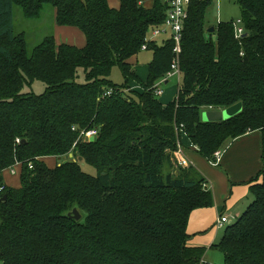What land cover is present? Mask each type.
Here are the masks:
<instances>
[{"label":"trees","instance_id":"obj_1","mask_svg":"<svg viewBox=\"0 0 264 264\" xmlns=\"http://www.w3.org/2000/svg\"><path fill=\"white\" fill-rule=\"evenodd\" d=\"M0 0V260L4 264H200L205 251L188 244L191 212L214 203L198 168L176 167L182 130L207 160L250 131L262 133L264 160V0H236L234 20L206 24L211 0H191L184 23L182 83L167 104L154 84L171 69L174 41L148 42L154 57L144 81L131 64L145 38L166 19L165 0ZM45 4L61 26L79 28L82 47L45 37L29 56L14 31V8L31 18ZM121 67L125 86L110 76ZM80 70L83 79L80 81ZM141 89L127 92L129 79ZM34 80L43 93L23 92ZM110 95H104L107 90ZM241 102L222 121L202 110ZM74 127V129H73ZM96 129L93 141L81 131ZM18 139L20 141H18ZM73 153L66 163L46 157ZM79 157H82L79 160ZM86 163L96 174L85 171ZM14 166L20 186H8ZM254 200L213 246L224 264H264V167ZM258 178V177H257ZM77 207L83 217L67 215Z\"/></svg>","mask_w":264,"mask_h":264},{"label":"crops","instance_id":"obj_2","mask_svg":"<svg viewBox=\"0 0 264 264\" xmlns=\"http://www.w3.org/2000/svg\"><path fill=\"white\" fill-rule=\"evenodd\" d=\"M142 1L146 5L151 4L147 3L148 0ZM109 4L115 8H118L119 6H115L110 1ZM57 25L58 30L62 35L73 36L75 34V36H80L81 34L79 32L81 30L77 27L61 26L58 23ZM56 41L57 43L63 42L58 39H56ZM67 43L73 44L71 42ZM85 43L86 38L84 44ZM82 46L84 45H81L80 47ZM135 57L137 56H134L133 58ZM133 58L131 59V64H133ZM134 69L142 79L143 77L144 79L147 77L148 71L146 74L142 75L140 74L138 67H135ZM168 82L169 80L165 83ZM127 92L130 93L132 91ZM172 100V98H165L164 102L162 100L161 102L167 104ZM182 142L183 144H186L188 157L192 160L193 165L196 166L199 172L206 178L207 184L214 195V203L212 206L196 208L190 214L187 232L189 235L193 234V236H197V234H202V232H208V230H211L221 214H225L232 219L233 217L240 216L249 205V201L245 200L252 198L251 195L253 193L251 191V186L261 180L258 175L264 167L262 133L258 130L250 131L245 135L231 140L227 143L226 148H222L224 152L220 162L217 165H212L209 162L210 166L204 162L202 156L197 149L192 146L193 144H191V141L187 136L182 137ZM52 159L58 162V159L55 157L45 158L47 162ZM4 181L8 186H20L18 173H13L10 169H7L4 172ZM204 237L205 236H203V238ZM198 238L201 237H199V235L197 237H189L188 244L193 247H199L197 245L206 243L207 247L209 244L212 243L211 246H213L217 242L216 240L213 242V235L206 236L203 241H198L200 240Z\"/></svg>","mask_w":264,"mask_h":264},{"label":"rangeland","instance_id":"obj_3","mask_svg":"<svg viewBox=\"0 0 264 264\" xmlns=\"http://www.w3.org/2000/svg\"><path fill=\"white\" fill-rule=\"evenodd\" d=\"M112 4L115 6H120V1L119 0H109ZM153 0H148L147 3H152ZM118 6V7H119ZM243 11L242 7L236 0H211L207 12H206V24L208 26H213L216 25L218 22L223 21V22H228V21H236L237 19H242ZM14 31L16 35L23 34L25 37L26 41V47H27V53L30 56L34 50V48L47 36H54L56 39L59 41L63 42H71L74 45L80 47L81 45H85V38L84 35L81 31H79L81 34L80 36H73L70 35H65L58 30V25L56 22V8L51 5V4H45L44 7L41 10V13L38 17L31 18L27 16L23 10L22 7L20 6H15L14 8ZM170 38V32L166 34H160L155 37V41L158 44H162L166 42ZM154 57L153 51L146 50V51H141L137 57L133 58V67H138L140 74H146L148 71V64L152 62ZM83 70H80V81L83 79ZM111 80L117 84L118 86H125L126 80L124 78V75L122 73L121 67L119 65H115L112 69ZM143 80L146 81V78ZM182 83V82H181ZM129 88L127 91H132V90H140L141 86L138 84L135 80L129 79L128 82ZM180 84L178 82V77L177 76H172L169 79L168 83L163 84L164 92L163 94L158 97L164 102L165 98H172L173 100L175 99L178 90H179ZM46 89V84L40 80H34L30 85H25L23 88V92H35L38 94H41L45 91ZM132 93V92H130ZM242 111V109H241ZM240 111V112H241ZM207 112V109H203L201 114H205ZM203 121H206L202 118ZM186 146V144H184ZM222 149V148H219ZM218 149V150H219ZM202 156V155H201ZM204 162L206 164H209V161L202 156ZM174 159V156H173ZM50 164H54L55 160H48ZM175 163V162H174ZM176 167L177 166L175 163ZM82 167L85 171L91 174H96V169L86 163L82 164ZM184 168V167H182ZM188 168V167H185ZM252 198H249L248 203L250 204L251 201L254 200V195H251ZM242 209V208H241ZM239 217V216H238ZM238 217H233L231 219L232 222L236 221ZM229 223H224L220 229H217L216 225L213 226L211 230H208V232H202V234H197L199 235L198 238L200 240L198 241H203L206 236H212L213 235V242L215 240L218 241L222 238L223 233L228 226ZM193 236V234H190V237H197ZM203 236H205L203 238ZM193 242V240H192ZM199 243V242H198ZM201 243V242H200ZM212 244V243H211ZM209 244L206 247V243L202 245H197L201 249H203L204 252V259L208 262V264H224V254L223 252L218 249L215 246H211ZM0 264H3V262L0 260Z\"/></svg>","mask_w":264,"mask_h":264},{"label":"built area","instance_id":"obj_4","mask_svg":"<svg viewBox=\"0 0 264 264\" xmlns=\"http://www.w3.org/2000/svg\"><path fill=\"white\" fill-rule=\"evenodd\" d=\"M168 5V11L165 21L158 27H155L151 34H149L145 38V43L142 45V50L148 49V42L155 39L156 36L160 34H166L170 32V38L174 41V47H173V59L171 63V69L167 72V74L158 80L154 86H153V92L157 97H160L163 92V84L167 80H169L172 76L178 77V82L181 85L182 82V71L180 67V58L182 53V40H183V30H184V23L189 17V6L191 3V0H165ZM234 28H235V36L237 38L241 37L244 33V26L242 25V20L237 19L233 22ZM112 93V90H107L104 95H110ZM182 126L176 127V130L179 134L182 133L183 136H187L186 133L182 130ZM74 129V127H73ZM98 134L96 129L91 130H83L80 133V138H82L84 141L90 140V137ZM18 141H20L18 139ZM192 144V143H191ZM195 147V149L199 150L198 146L192 145ZM187 147L181 142V140L178 138L177 140V149L174 151V162L177 166L180 167H189L190 165H193L192 160L187 155ZM224 150L219 149L214 152L213 158L209 159L208 161L212 165H217L222 157ZM13 173H15L14 166L9 168ZM4 189V186H0V191ZM231 219L225 215L221 214L215 225L217 229H220L224 225V223H230ZM200 264H208V262L202 257L200 260Z\"/></svg>","mask_w":264,"mask_h":264},{"label":"water","instance_id":"obj_5","mask_svg":"<svg viewBox=\"0 0 264 264\" xmlns=\"http://www.w3.org/2000/svg\"><path fill=\"white\" fill-rule=\"evenodd\" d=\"M214 30H215L214 26L209 28V32H214ZM242 108H243L242 103L238 102V103L231 105V106L224 108V109L207 110V112H205V114H203L202 118L206 121H222V120H226V119L236 115L237 113H239L241 111ZM94 139H95L94 136L90 137V141H93ZM72 157H73V153L58 157V162L59 163H66ZM81 159H82V157H79V160H81ZM67 215L69 217L77 220V221L81 220L83 217L81 211L77 207H74L71 211H69L67 213Z\"/></svg>","mask_w":264,"mask_h":264}]
</instances>
